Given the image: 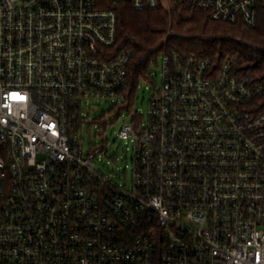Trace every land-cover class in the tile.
<instances>
[{
  "label": "built area",
  "instance_id": "2783aa9c",
  "mask_svg": "<svg viewBox=\"0 0 264 264\" xmlns=\"http://www.w3.org/2000/svg\"><path fill=\"white\" fill-rule=\"evenodd\" d=\"M191 1L258 21V0ZM132 54L98 0H0V264H264V83L230 58L160 55L147 114L119 132L132 164L117 182L104 148L85 151L84 109L128 103Z\"/></svg>",
  "mask_w": 264,
  "mask_h": 264
},
{
  "label": "trees",
  "instance_id": "16d2710c",
  "mask_svg": "<svg viewBox=\"0 0 264 264\" xmlns=\"http://www.w3.org/2000/svg\"><path fill=\"white\" fill-rule=\"evenodd\" d=\"M159 0L157 8H134L128 0H98L117 13V48L131 49L125 94L129 107L140 82L150 80L151 68L159 66L160 55L175 51L180 56L208 58L220 66L228 58L235 72L264 83V0H258L254 26L241 21L214 20L210 12L191 0ZM264 104V95L260 97Z\"/></svg>",
  "mask_w": 264,
  "mask_h": 264
},
{
  "label": "rangeland",
  "instance_id": "374dc122",
  "mask_svg": "<svg viewBox=\"0 0 264 264\" xmlns=\"http://www.w3.org/2000/svg\"><path fill=\"white\" fill-rule=\"evenodd\" d=\"M151 76L152 79L140 82L129 107L128 103L120 105L110 99H95L89 102L90 109H84L90 124L83 132L85 151L96 146L104 148L105 151L95 157V162L100 171L113 176L117 182L129 181L132 164L131 144L121 139L119 132L125 122H132V113L138 112L142 117L147 114L152 92L162 84L160 66L152 65Z\"/></svg>",
  "mask_w": 264,
  "mask_h": 264
}]
</instances>
